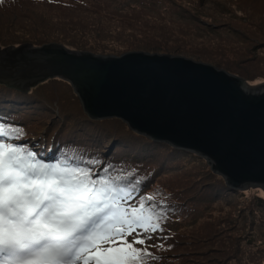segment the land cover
Returning <instances> with one entry per match:
<instances>
[{"label":"rangeland","instance_id":"obj_1","mask_svg":"<svg viewBox=\"0 0 264 264\" xmlns=\"http://www.w3.org/2000/svg\"><path fill=\"white\" fill-rule=\"evenodd\" d=\"M25 1L14 0L12 5L17 6ZM175 1L195 9L202 22L213 26L216 31L209 36L202 35L196 29L188 31L192 24L174 16L168 24L174 33L164 40L150 33L137 35L121 31L100 35L91 31L79 38L51 18L59 13L56 6L31 5L22 9L10 8L12 11H1L0 8V39L8 44L35 40V43L41 44L59 42L122 53L127 50L185 53L245 76L247 84L264 81V5L254 4L253 0L248 1L249 6L241 4L242 0ZM132 2L134 0L123 3L130 5ZM161 2L163 6L160 5V11L167 16L166 19H170L169 13L174 12L172 8L176 7L171 0ZM25 10L24 14L18 15ZM34 12L46 18H35ZM102 24L113 28L108 22ZM182 26L184 30H181ZM233 27L241 35L234 34ZM193 30L196 32L192 33ZM161 47L164 51H159ZM42 84L38 87L43 93L40 99L26 93L30 90L24 91L34 100L15 97L16 93L0 84L1 104L10 106L11 99L29 103L31 108H24L22 116L29 126L38 131H42L39 126L44 116H47V121L66 125L69 132L74 124L70 122L85 126L77 136L85 139L100 137L103 150L112 142L114 148L113 140L119 137L130 143L127 148L115 146V150L129 154H138L143 144L151 145L150 142L154 141L148 137H136L132 134L135 131L119 118L93 119L92 122L82 119L80 101L66 81L48 79ZM44 96L48 101L43 99ZM97 121L101 124L91 127ZM0 139L19 145L9 138ZM163 143L166 145L152 150L153 159L149 158L145 164L149 168L144 173L154 168L153 177L145 175L142 181L137 176L130 182L133 185L138 180L139 184L136 192H132L134 199L129 200L128 204L138 206L141 197L152 196L151 200L145 201L146 209L152 207L156 213L166 217L155 232L144 233L137 229L142 238L150 237L145 239V244L135 245L141 250L147 248L151 253L145 260L154 257L153 262L159 264H264V208L256 202L259 190L263 194V189L253 186L231 192L224 186L223 178L211 170L205 158ZM22 145L28 147V143ZM37 157V160L47 164L56 163L48 155ZM147 157L150 156H143ZM90 172L93 178L100 177L95 170L91 169ZM132 239L128 237L129 241ZM98 247L107 248L109 245ZM95 251V248L90 250L91 253Z\"/></svg>","mask_w":264,"mask_h":264},{"label":"water","instance_id":"obj_2","mask_svg":"<svg viewBox=\"0 0 264 264\" xmlns=\"http://www.w3.org/2000/svg\"><path fill=\"white\" fill-rule=\"evenodd\" d=\"M33 43L0 39V84L24 92L62 79L90 118H119L205 158L228 188L260 187L264 197V81L185 53Z\"/></svg>","mask_w":264,"mask_h":264},{"label":"snow or ice","instance_id":"obj_3","mask_svg":"<svg viewBox=\"0 0 264 264\" xmlns=\"http://www.w3.org/2000/svg\"><path fill=\"white\" fill-rule=\"evenodd\" d=\"M9 128L0 124V137L9 136ZM35 156L0 139V264H143L151 256L135 247L150 239L137 229L155 232L166 217L146 209L152 196L138 206L127 203L138 180L121 187ZM103 244L109 247H98Z\"/></svg>","mask_w":264,"mask_h":264},{"label":"trees","instance_id":"obj_4","mask_svg":"<svg viewBox=\"0 0 264 264\" xmlns=\"http://www.w3.org/2000/svg\"><path fill=\"white\" fill-rule=\"evenodd\" d=\"M124 1L125 0H27L24 2L27 4L19 3V5L13 6L12 3L14 0H3V3H0V8H2L1 11L6 9L12 11L10 8L22 9L25 8V6L31 5L56 6L59 13L51 16V18L55 20V23L62 25L67 32L79 38L85 34L92 33L91 31H95L97 35L106 32L121 31L137 35L150 33L155 38L164 40L165 38H169V36L174 33L173 30L168 27L169 22L172 21L174 16L176 19L192 24V26L188 27V31L190 29L200 30L204 36H209L211 33L216 31V28L213 26L202 22L195 9L189 6L185 7L180 5L175 0H171L172 5L176 8H172L175 11L169 13L170 19H166L167 16L160 11V5H162L161 0H134V2L130 3V5L123 3ZM248 1L250 0H242L241 4L249 6ZM253 1L255 2L254 4L260 6L264 5V0ZM25 12L26 10L22 11L18 15H22ZM33 16L35 18H46L36 12L33 13ZM107 22L110 23L113 28L102 24ZM234 29V34L238 33V35H241L236 28ZM181 30H184V26L181 27ZM193 32L196 31L193 30L192 33ZM18 44L19 43L14 45ZM33 44L41 45V43ZM160 50L164 51L162 47L159 51ZM56 79L62 80L59 78H51L50 80ZM42 83L30 88V91L26 93H32L31 96L35 95L40 99L43 96V93L38 87L43 85ZM1 88L6 89L4 86H1ZM8 89H10L11 92L16 93L14 94L15 97H21L26 100H34V98L29 97L28 94L23 91H19L14 88ZM36 89L37 91H34ZM0 91L2 90L0 89ZM43 99H45V96ZM10 101V106H5L1 104L2 100H0V124L10 126V134L7 137L14 139L19 143V145H21L23 143L31 142L30 140L32 136H37V143H30L27 148L25 145H21L25 146L28 151L34 152L36 154L35 158H38L37 155H41L43 157L46 152L49 151L50 158H52L55 162L59 161L63 165L67 164L70 166H76L85 170L93 169L98 176L108 177L117 186L128 187V185H131L130 182L134 180L133 178H137V176L138 178H141L142 181L144 178L143 176L145 175L153 177L154 168H152L148 173H144L145 170L149 168L146 167L145 164L149 158L151 160L153 159L151 157L153 154L152 150L159 146L166 145L163 142H154L150 140L151 145L143 144L144 147L140 151L141 153L129 154L127 152L115 150V146L127 148L130 143L125 141L124 138L119 137L113 140L115 143L114 148L112 142L106 149L103 150L100 137L96 136L95 138L86 139L85 137H78L77 134H79V132H83L85 126L76 124L75 122H70V124H74L72 125L73 130L69 132L67 131L66 125H59L58 122L55 121H47V116H44L39 126L42 131L34 129L32 125L29 126L27 119L25 120L22 116L24 108H31L28 105L29 103L17 99H11ZM45 101L48 100L45 99ZM81 116L84 117L82 119L87 121L92 122L93 120L92 118H88V115L84 111L81 112ZM98 124L101 123L97 121L91 127H95ZM17 129L22 130V132H17ZM132 134L136 137L147 138L145 136L143 137V135L137 133L135 134V132ZM34 146H37L36 150H32V147ZM144 155H148L150 157L143 158ZM146 182L148 181L146 180ZM224 186L228 188L225 183ZM228 189L231 190V192L233 190L231 188ZM261 193L262 192L259 190V194L257 195L258 200L256 202L259 207L264 208V197ZM161 257L162 255H160V260ZM154 259L155 258L153 257L144 260L143 264H159L158 262H153Z\"/></svg>","mask_w":264,"mask_h":264},{"label":"bare ground","instance_id":"obj_5","mask_svg":"<svg viewBox=\"0 0 264 264\" xmlns=\"http://www.w3.org/2000/svg\"><path fill=\"white\" fill-rule=\"evenodd\" d=\"M100 172V171H99ZM260 192H262L261 190H260Z\"/></svg>","mask_w":264,"mask_h":264}]
</instances>
